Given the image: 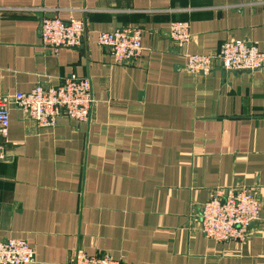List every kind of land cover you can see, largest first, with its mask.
<instances>
[{
  "label": "crops",
  "instance_id": "1",
  "mask_svg": "<svg viewBox=\"0 0 264 264\" xmlns=\"http://www.w3.org/2000/svg\"><path fill=\"white\" fill-rule=\"evenodd\" d=\"M47 17L82 19V46L45 47ZM177 21L188 43L172 39ZM126 26L142 29V57L116 64L98 35ZM227 40L264 51V0H0V95L77 75L95 98L88 122L45 128L11 107L0 240L25 239L36 264H70L78 251L125 264H264V69H187L189 55ZM235 186L262 202L249 240L206 237L200 210Z\"/></svg>",
  "mask_w": 264,
  "mask_h": 264
},
{
  "label": "built area",
  "instance_id": "2",
  "mask_svg": "<svg viewBox=\"0 0 264 264\" xmlns=\"http://www.w3.org/2000/svg\"><path fill=\"white\" fill-rule=\"evenodd\" d=\"M41 42L54 51L82 46L86 25L82 19L47 17L41 23ZM172 39L179 45L192 40L187 22H173ZM98 43L108 49L116 64H134L142 57V29L134 26L103 31ZM215 65L232 71L264 69V51L257 43L227 40L212 54H191L187 69L194 73L210 74ZM95 103L89 78L71 75L58 85H36L29 92L0 95V161L7 157L5 139L9 134L10 109L16 107L40 128L53 127L60 117L76 122H88ZM262 202L257 192L247 186L219 188L198 214L200 231L218 242L245 243L250 238L251 223L260 219ZM35 249L25 240H0V264H36ZM70 264H125L109 254L89 255L78 251Z\"/></svg>",
  "mask_w": 264,
  "mask_h": 264
},
{
  "label": "water",
  "instance_id": "3",
  "mask_svg": "<svg viewBox=\"0 0 264 264\" xmlns=\"http://www.w3.org/2000/svg\"><path fill=\"white\" fill-rule=\"evenodd\" d=\"M240 71H241V70H240ZM254 223H256V221L252 222V223H251V226H252Z\"/></svg>",
  "mask_w": 264,
  "mask_h": 264
},
{
  "label": "rangeland",
  "instance_id": "4",
  "mask_svg": "<svg viewBox=\"0 0 264 264\" xmlns=\"http://www.w3.org/2000/svg\"><path fill=\"white\" fill-rule=\"evenodd\" d=\"M182 22V21H181ZM184 22V21H183Z\"/></svg>",
  "mask_w": 264,
  "mask_h": 264
}]
</instances>
